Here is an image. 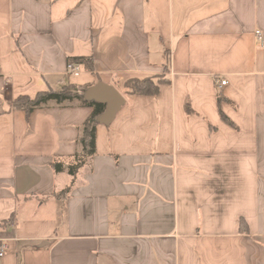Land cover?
I'll return each mask as SVG.
<instances>
[{
	"label": "crops",
	"instance_id": "1",
	"mask_svg": "<svg viewBox=\"0 0 264 264\" xmlns=\"http://www.w3.org/2000/svg\"><path fill=\"white\" fill-rule=\"evenodd\" d=\"M257 30L264 0H0V264H264ZM74 57L94 70L70 73ZM146 77L158 95L128 92ZM98 82L125 103L59 199L71 176L53 162L81 149L94 108L9 106Z\"/></svg>",
	"mask_w": 264,
	"mask_h": 264
},
{
	"label": "trees",
	"instance_id": "2",
	"mask_svg": "<svg viewBox=\"0 0 264 264\" xmlns=\"http://www.w3.org/2000/svg\"><path fill=\"white\" fill-rule=\"evenodd\" d=\"M71 60L81 63L88 70H94V63L91 57H74ZM162 80L155 81L153 77L131 78L125 82V87L129 93L142 95H158L160 92V83ZM87 86L69 84L59 90L49 88L45 91L38 92L34 97L29 95H21L13 100L9 106V110H24L27 117L37 108L45 107L50 101L64 103L74 98L82 100L86 105L94 108L91 116L82 125L81 135L78 142L81 149L76 152L68 161L56 158L53 167L56 172L61 171L67 165L68 173L71 176L69 183L60 191L54 193L59 199L66 198L72 191L80 170L88 163V161L96 154V117L105 109V104L94 101L85 100L83 92ZM189 110V107H188ZM222 118L230 124H234L220 109Z\"/></svg>",
	"mask_w": 264,
	"mask_h": 264
},
{
	"label": "water",
	"instance_id": "3",
	"mask_svg": "<svg viewBox=\"0 0 264 264\" xmlns=\"http://www.w3.org/2000/svg\"><path fill=\"white\" fill-rule=\"evenodd\" d=\"M85 100H94L106 105L104 111L96 117L97 123L109 125L125 103L123 94L114 86L98 82L83 92Z\"/></svg>",
	"mask_w": 264,
	"mask_h": 264
},
{
	"label": "built area",
	"instance_id": "4",
	"mask_svg": "<svg viewBox=\"0 0 264 264\" xmlns=\"http://www.w3.org/2000/svg\"><path fill=\"white\" fill-rule=\"evenodd\" d=\"M256 37H257V40H258V44L259 45H263L264 40H263V35H262V31L261 30H257L256 31ZM81 69H82V66H81L80 63L75 62L73 60H70L68 62V71L70 73H75V74L79 73L81 71ZM218 83H219L220 87H223V86L227 85L228 81H227V79L221 78ZM5 250H6V248L4 246L1 247L0 256H2L4 254Z\"/></svg>",
	"mask_w": 264,
	"mask_h": 264
}]
</instances>
